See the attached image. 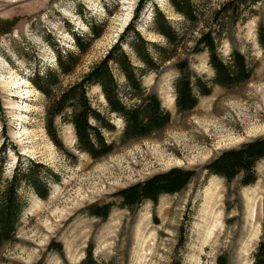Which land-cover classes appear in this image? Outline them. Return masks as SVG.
<instances>
[{
	"label": "rangeland",
	"instance_id": "374dc122",
	"mask_svg": "<svg viewBox=\"0 0 264 264\" xmlns=\"http://www.w3.org/2000/svg\"><path fill=\"white\" fill-rule=\"evenodd\" d=\"M224 1L193 0L195 9L205 3L200 8L206 14L202 20H207L196 27L174 13L167 0L146 4L136 25L144 39L164 44L148 30L153 7L175 30L182 29L186 39L174 59L143 79L145 89L170 112V123L148 138L120 143L122 123L111 115L117 131L104 135L117 141L116 147L93 160L78 150L72 126L59 118L54 125L61 147L53 144L46 130L49 100L33 87L30 77L37 67H55L49 42L75 51L69 29L89 36L90 22L103 24L100 37L74 71L61 77L59 88L78 82L117 44L138 0H0V148H7L2 177L10 179L18 155L59 177L45 179L46 200L28 188L19 190L28 207L13 239L0 245V264H78L89 245L92 257L104 264H216L220 255L228 264H253L257 247L264 244V160L256 165V181L246 186L242 175L226 182L208 174L206 166L224 151L264 138V54L257 43L258 25H264V0L247 1L243 9L250 3L251 8L234 25L227 21L217 41L223 59L235 50L246 57L253 66L250 79L230 89L215 86L189 112L179 113L174 101L177 61L187 59L193 73L212 79L206 52L192 55V40L200 31L215 30L209 26V12ZM132 39L129 34L127 40ZM123 49L140 66L131 51ZM123 83L120 77L122 92ZM87 95L93 108L104 112L100 89L94 87ZM172 168L195 172L180 193L161 195L154 204L121 206V190ZM105 204L111 205L105 219L90 214V208Z\"/></svg>",
	"mask_w": 264,
	"mask_h": 264
},
{
	"label": "trees",
	"instance_id": "16d2710c",
	"mask_svg": "<svg viewBox=\"0 0 264 264\" xmlns=\"http://www.w3.org/2000/svg\"><path fill=\"white\" fill-rule=\"evenodd\" d=\"M149 1L138 0L131 23L120 35L117 44L97 64L90 66L78 82L62 90L61 87L59 88L61 77L70 75L80 64L81 58L88 52L92 41L100 37L104 25L90 22L89 36L69 29L75 51L58 48L56 44L49 42L55 53V67L35 68L30 80L33 87L49 100L46 130L53 144L58 148L61 147V143L56 137L57 131L54 125L56 118L72 126L78 150L93 160L108 156L116 147L117 141H109L104 135V132L115 134L117 131L111 122V115L122 123L118 137L120 143L148 138L166 128L170 123V112L161 105L156 94L145 89L143 79L150 73L158 72L163 64L174 59L177 49L185 46L186 39L182 29L175 30L166 16L155 7H153L152 23L148 30L160 36L164 44L148 41L140 35L136 29L137 21ZM167 1L173 12L192 27L207 21L205 18L202 20L205 11L200 8L205 3H201L199 8L195 9L193 0ZM247 1L249 0L222 2L217 9L209 12V26L214 25L215 30L200 31L198 37L192 40V55L203 52L207 54L208 66L212 70L211 80L206 81L193 73L187 59L179 60L174 64L173 68L178 73L173 83L174 101L179 113L193 110L199 98L209 96L215 86L230 89L250 79L253 66L246 57L235 50L225 60L220 56L217 44L218 38L223 36L227 21L230 25H234L241 15L248 12L252 6L251 3L258 2V0H250L248 7L243 9ZM129 34L133 37L132 41L127 40ZM257 43L264 54L263 24L258 25L257 28ZM124 46L131 51L132 57L140 63V66L133 64L130 55L124 51ZM150 50L154 51V56L149 54ZM120 77L124 80L123 92L118 89ZM94 87L99 88L104 97L106 103L104 112L93 108L88 98V92ZM68 111H70L69 114ZM6 150L7 148L2 145L0 188L4 186L0 190V245L13 239L22 214L28 207L27 199L20 198L19 190L28 188L39 199L46 200L49 184L45 182V179L48 177L51 181L59 180V177L45 166L29 159L22 161L21 156L18 155L10 179L5 181L2 172L6 163ZM261 160H264V138L246 143L240 148L222 152L218 158L206 166V170L208 174L222 178L226 182L242 175L243 184L246 186L256 181V165ZM194 175V171L187 172L179 168L157 174L142 183L121 190L118 193L121 206L131 209L144 201L154 204L161 195L178 194ZM90 210L92 216L105 219L111 212V205L93 206ZM78 264L104 263L92 257V247L89 245L85 251V257ZM216 264H228L226 257L218 256ZM253 264H264V244L257 247Z\"/></svg>",
	"mask_w": 264,
	"mask_h": 264
}]
</instances>
